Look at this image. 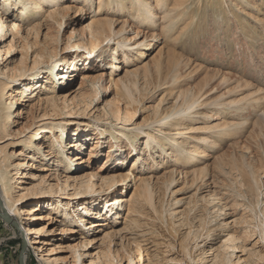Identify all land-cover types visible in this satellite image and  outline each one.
<instances>
[{
	"label": "rangeland",
	"instance_id": "rangeland-1",
	"mask_svg": "<svg viewBox=\"0 0 264 264\" xmlns=\"http://www.w3.org/2000/svg\"><path fill=\"white\" fill-rule=\"evenodd\" d=\"M73 1L57 0L35 31L22 27L15 51L6 63L0 58L4 73L7 65L21 70L40 64L37 72L41 76L39 90L20 107L24 112L21 117L13 114L6 131L11 136L0 144L6 150L7 160L0 152V163L9 168L6 184L10 197L14 201L28 198L16 203L14 221L0 218V264H19L24 242L29 252L27 264H263L259 258L264 255V235L258 227L264 229V196L259 187L264 184V24L257 22L264 19L262 2L260 15L254 11L256 7L235 10L229 21L233 27L222 36L215 34L212 26L222 22L225 14H205L192 25V31L183 34L177 29L162 45L157 32L143 31L136 38L139 22L100 8L106 0L102 4L100 0ZM4 4L0 0V7ZM203 7L211 8L208 4ZM57 9L67 14L53 21L49 14ZM109 18L116 41H101L94 54L75 56L74 64L63 66L62 58L85 52L70 47L79 42L88 47L91 33ZM158 21L160 31L162 20ZM229 35L233 36L229 43L224 42ZM244 35L260 54L246 49L242 55L236 49L230 51L234 39L241 41ZM123 39H132V44L146 39L153 44L139 56L137 50L118 47L117 42ZM123 53L130 55L129 60L123 61ZM50 56L62 61L58 69L64 70L66 77L61 82L59 72L51 74ZM75 63L78 70H73ZM176 68L180 77L174 82L171 74ZM166 78L175 84L165 86ZM48 79L53 81L50 86L52 91L56 88L58 98L44 89L51 84ZM213 86L212 96L208 95ZM202 89L206 96L201 93L198 104L209 102L204 100L207 95H218L220 103L236 99L244 101L240 107H257L249 108L247 122L229 141L194 164L187 156L180 160L181 155L198 147L207 152L204 140L213 137L214 128L223 123L219 116L226 111L223 104L197 108L193 112H199L201 119L184 117L174 130L168 126L167 130L165 124L192 108L196 99L188 94L198 95ZM216 89L219 91L214 94ZM117 109L121 112L118 118L111 112ZM129 113L135 116L132 121L126 119ZM165 116L168 119L163 121ZM60 122L69 125L63 134L69 144L67 154L80 158L75 167L68 164L77 180L65 181L62 167L66 159L61 152L50 155V145L60 140L62 132L53 129L48 133L45 128ZM20 128L23 134L17 133ZM157 129H166L172 139L180 132L185 135L179 137L178 142L185 141L186 148L178 158L172 145L161 149L153 143L162 140L161 134L148 137ZM29 137L26 147L22 146L21 141ZM33 145H40L41 155ZM197 167L204 168L199 179L194 175ZM147 180L148 201L142 189ZM103 182L111 188L100 194L99 201L87 193L76 196L86 184L100 189ZM166 185H170L168 191ZM34 194L35 199L29 198ZM115 199L121 203L110 213L112 203L108 202ZM33 206L38 211L30 225L39 235H28L21 227L27 223L22 209ZM232 238L236 239L233 243ZM86 240L91 243L84 246Z\"/></svg>",
	"mask_w": 264,
	"mask_h": 264
},
{
	"label": "bare ground",
	"instance_id": "bare-ground-1",
	"mask_svg": "<svg viewBox=\"0 0 264 264\" xmlns=\"http://www.w3.org/2000/svg\"><path fill=\"white\" fill-rule=\"evenodd\" d=\"M73 1V0H69ZM84 3H87L90 0H81ZM100 4H102L103 0H100ZM57 0H4V5H2L0 7V58H4L2 59V61H4L6 63V61L8 60V56H10L12 54V52L15 51V47L17 44V36L21 31V28L24 27L25 29H28L29 31H35V29H37V25L39 24V22H41V20H45L43 19V17L49 12L48 9L54 8L56 5ZM75 2V1H73ZM72 2V3H73ZM262 2V5H264V0H106L105 3L101 6L100 4V8L103 7L105 9H107V11H111V15H113L114 13H116V11H118L120 14H126L127 16H129V18L133 19L136 22H139V28H138V35L136 36V38H139L140 34L147 31H152L154 33H159V35H161V40H162V45L165 44L166 38L168 37V39L170 40L176 33L177 29H181L182 33L185 34L188 31H192V25L196 24L201 21L203 18V16L205 14H212L213 16H219L221 14H225V18L222 22L220 23H216L214 22V25L212 26L214 33L217 34L218 36H222V34L224 35L225 32L224 30H227V32L229 31V29H231L233 26L229 25V21L232 20L234 16V11L235 10H239V11H243L245 10V8L247 7H251L250 9L252 10V7H256V10H254L258 15H260L262 11V5L259 3ZM77 3V1L75 2ZM260 5H258V4ZM205 4H208L211 8L210 9H206L203 6ZM65 10H67L66 8H63ZM65 10L62 9H57L56 12L54 10L53 13L49 14V18L51 20H57L58 15L60 16H65L67 14V12ZM14 11L17 12L15 15H11V13L14 14ZM59 18V17H58ZM158 19L162 20V27L159 31L157 24H158ZM58 22V21H57ZM258 23H260L261 25L264 24V19L257 20ZM187 23V24H184ZM47 24V23H46ZM41 25V24H39ZM11 27V29H10ZM221 30V31H218ZM243 29V27H242ZM264 29V27H263ZM142 30V31H141ZM140 32V33H139ZM226 32V33H227ZM207 33L208 30H207ZM115 28L113 26V20L111 18H109L108 20L105 21V23L102 26H99V28H97L95 31H93V33H91V41L88 42L89 46L85 47L84 44L82 43H74L70 49H75V47H77L81 52L82 50H84L85 52H83V55H76L77 53H72V57H64L62 58V61L64 62L62 65L65 66L67 64H70L73 62V58L75 56L76 59L80 58V57H85L88 53L90 54H94V52L97 51V49L100 47V43L101 41L104 42H108L109 41H116L115 40ZM159 35L157 38H155L156 41H159ZM256 35H260V33L256 34ZM12 36V40H9L7 42V40ZM155 34L150 36V38H154ZM233 37L231 35H229L228 37H226L224 39V42L229 43L230 38ZM251 39L253 40V38L251 37ZM141 40V39H139ZM235 41L232 42L229 46H230V51H233V49H236L237 54H245V50H251V51H255L257 54H260V51L254 50L253 49V45L249 42V38L248 35H244L243 39L241 41H237L236 39H234ZM132 41L128 40V39H123L122 42L118 41V47H122L125 46V49L127 50H137V54H139V56L143 55L144 53V49L146 47H149L150 45H152V42H145V40L140 41L138 43H130ZM145 42V43H144ZM87 43V44H88ZM144 47V48H143ZM155 47V46H154ZM143 48V49H141ZM244 50L243 53H241V50ZM109 51V49L105 50V53H107ZM112 53H114V50H111ZM111 55L109 54L108 58ZM129 54L127 53H123V61L124 60H129ZM71 58V59H70ZM107 58V59H108ZM52 61V69L51 70V74L53 72L58 73L57 77L60 76L58 79L61 81L64 80V78L66 77L64 70L62 69H58V67H61V63L60 61H55V58H52V56H50L49 58ZM114 61H118L119 58L114 57L113 58ZM68 60V61H66ZM125 62V61H124ZM39 63V62H38ZM60 63V64H59ZM74 64V62H73ZM264 65V63H263ZM77 64L75 63V66L73 67V70H75V68H77ZM40 64H36L33 68H27V67H23L21 70H15V69H11L8 65L6 66V72H3V69H0V72L4 73L1 74L0 73V144H3L5 142L8 141L9 136H11L10 133H7L6 131L8 130V125L11 121V118L13 116V114H17L18 117H21L24 112L21 111L22 109L20 107L25 106V104H27L30 101V96L31 94L36 93L39 88V83H40V78L41 76L38 74V70H39ZM114 68H116L117 66H114ZM57 69L59 71H57ZM78 70V68L76 69ZM81 71V68H80ZM63 72V73H60ZM8 73V74H6ZM6 74V75H5ZM1 76L6 77V79H1ZM171 76L174 79V82H176L179 79V70H177V68L175 69V71L171 74ZM226 78V77H225ZM44 79V78H43ZM169 78L164 79V84L166 85H174L175 83H170ZM48 82L51 83L48 85H46L44 87L45 90H49L51 91V94H54L55 97L58 98V96L56 95V88L53 89L50 85H52V80L48 79ZM224 82V81H223ZM65 83V82H64ZM222 86V85H221ZM167 88V87H166ZM217 88V87H216ZM211 91L207 92V94L211 95L213 93V90L215 89V87L213 86L210 88ZM219 89V88H218ZM10 90H15L14 92H12L11 94H9V97L6 98V96L8 95V92ZM217 90V89H216ZM42 91V90H41ZM172 91V90H171ZM219 90H217V92H215L214 94L218 93ZM30 93V94H28ZM201 93L205 94L206 93L202 91L199 92V94H188L189 96L193 97L194 99H196L194 101L193 107L190 108L189 110H183V112H180L178 115H175V117L172 119L171 123H166L165 126L167 128V126L170 128H167V130H174L175 127H177L181 121L182 118L186 117L188 119H195V117H193L194 115L197 116V119H201L202 115L199 114V112H197L196 114L193 112L194 110H196L197 108L203 107L204 109L206 108H210L211 106H213L214 103L221 105L223 104L224 109L226 110L224 113H220L219 116H223L221 119L223 120V123L220 126H216L214 128V130H216L215 134L213 137H208V139L204 140L207 142V152L206 151H200V147H198L197 149H189V150H185L186 153H184L183 155H181V159L185 158L186 156L188 157V160H192L191 163H198L199 159H203L207 157V153L209 152V150H213L215 148H220L219 144H223L226 143L227 141H229L231 139V137L235 134V132L240 129L242 127V125L247 122V116H246V112L249 110V108H254L257 106H249V107H245L242 106L240 107L244 101L243 100H236L233 99L229 102L226 103H220L221 101V97L220 96H216V98L214 97H209L207 95L206 99L204 100H208L209 102H202L201 104H198L199 100L201 99L200 95ZM60 97V96H59ZM209 97V98H208ZM95 99V98H94ZM9 100V101H8ZM259 105V104H257ZM13 110V111H12ZM199 111V110H198ZM111 112H113V115L116 116L117 118L119 117L118 115H121V112H119V110L117 109V111L115 110H111ZM188 113L189 115L186 116L185 113ZM119 113V114H118ZM226 114V115H224ZM134 115L132 114H127V121H132L134 119ZM204 117H206V115H204ZM238 117V118H236ZM168 117L165 116L164 120H167ZM231 119H239L237 120V122H230L229 120ZM174 120V121H173ZM227 120V121H226ZM162 122V121H161ZM71 124V123H70ZM69 125H66V123H62L60 122L59 124H55V123H51L50 126L46 127L45 130L49 132H52L53 129H58L59 131L62 132V136L59 139L54 140V142L50 145V155L52 156H56V154L58 152H61V154L64 155V158L66 159V161L63 163L64 166L62 167V169H64V177H65V181L69 180V179H73V180H77V176L72 174V170L73 168H69L68 164H72L73 167H75V162L78 161L80 158L76 157V156H69L67 154V151L69 150V144H67L65 142V137L63 136V134H65V132L68 130ZM22 128L17 130V133H21L23 134L20 130ZM166 130V129H165ZM164 129H157L151 133H148V137H154L153 135H155V133H157V135H162V140H155L153 141V143L155 142L157 144V146H160L161 149H165L168 145H172L174 153L176 155V157L178 158V156H180V152L181 150L186 148V143L185 141L182 142H178L179 141V137L180 135L185 136L183 133H177L176 137H174V139H172L165 131ZM23 131V130H22ZM37 136L38 133H35ZM189 134V133H188ZM114 139H117L116 135L111 134ZM33 137V136H32ZM32 137L26 138V140L21 141L22 146L26 147V143L28 140L32 139ZM34 138V137H33ZM216 138H218L217 140H215ZM5 139V140H4ZM62 140V141H61ZM215 140V141H214ZM63 142H65V146L63 147ZM55 145H57V148H55ZM83 144H78V147H81ZM36 149H38L39 151V155L42 154V149L40 148V145H33ZM83 147V146H82ZM4 148V147H3ZM3 148H0V152L1 154L5 155V159L7 160V156H6V150H4ZM186 154V155H185ZM152 157V156H151ZM186 157V158H187ZM176 158V159H177ZM5 163V162H4ZM184 163H186L184 161ZM2 163H0V210L3 211V215H6L9 219H12L11 221H14V217L18 216V212L15 209V205L17 202H21L23 200H26L28 198H21L19 199V201L17 200H13L10 195H9V191L7 190V184H6V175L7 172L9 170L8 167H2L1 165ZM7 165V164H6ZM195 172L197 174H194L197 178L204 173V168L203 167H197L195 168ZM199 179V178H198ZM145 184H143L146 188L149 187V180L144 181ZM143 182V183H144ZM104 184L101 185L100 189H98L96 187V185L94 184H86L84 186V190H80L82 189L81 187H79L78 189V193H77V197L82 196L84 194H91L93 195V199H95V201H99L98 197H100V194L102 193H107L111 187L106 188L108 185V182H103ZM120 182H118L119 184ZM264 183V182H263ZM116 184V181H115ZM167 184H169L167 182ZM143 186V187H144ZM153 186V185H152ZM260 193L264 196V184L261 185L260 183ZM142 188L143 189V195L146 198V200H150L149 197V188ZM170 189V185H166V191H168ZM101 190V191H99ZM164 195V194H163ZM30 196L29 198L33 199L35 197L34 195H28ZM27 196V197H28ZM35 199V198H34ZM120 199H115L112 202H108L109 204L112 203V205H110L108 208V210H111L110 213H113L114 207L119 203H121V201H119ZM120 206V205H119ZM113 208V209H112ZM95 211V213L97 212V208L93 209ZM23 211V216H25L23 219V221H26V224H22L21 223V227L24 228L25 233H27L28 235L30 234H34V235H39L40 231L33 227V224L30 225L31 220L36 219L37 216H35V213L38 211L36 206L33 207H27V209H22ZM91 211V210H90ZM89 212V211H88ZM92 212V211H91ZM94 212H92L91 214H93ZM108 213V212H107ZM115 214V213H114ZM1 218V217H0ZM2 219V218H1ZM4 220V219H3ZM5 221V220H4ZM6 222V221H5ZM87 222L86 220H83V223ZM7 223H11V222H7ZM15 224V223H14ZM16 225V224H15ZM263 226V224H262ZM18 227V226H17ZM258 227V226H257ZM261 231V235H264V229L262 227H258ZM236 239H231L230 242L233 243L235 242ZM86 242L88 244H90V240H86L84 242V246L86 244ZM26 243V242H24ZM40 244L41 242L39 241H35L34 244ZM27 244V243H26ZM82 246V247H84ZM28 247L26 249V254H28ZM26 254L24 255V261L25 264H27V256ZM82 256V255H81ZM259 261H261V263L264 264V255H262L259 258ZM226 264H229L228 262ZM260 264V263H258Z\"/></svg>",
	"mask_w": 264,
	"mask_h": 264
},
{
	"label": "water",
	"instance_id": "water-1",
	"mask_svg": "<svg viewBox=\"0 0 264 264\" xmlns=\"http://www.w3.org/2000/svg\"><path fill=\"white\" fill-rule=\"evenodd\" d=\"M0 217L2 219H4L6 222H11L12 219H9L6 215H3L0 213ZM26 249H27V244L26 243H23L22 245V248H21V251H20V257H19V264H25V261H24V255L26 254Z\"/></svg>",
	"mask_w": 264,
	"mask_h": 264
}]
</instances>
